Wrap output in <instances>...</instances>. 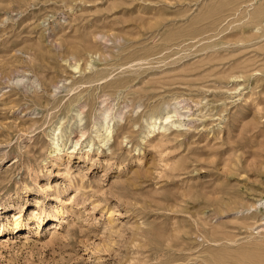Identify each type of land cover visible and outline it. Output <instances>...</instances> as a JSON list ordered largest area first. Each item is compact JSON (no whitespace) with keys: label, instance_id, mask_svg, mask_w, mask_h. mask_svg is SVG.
<instances>
[{"label":"rangeland","instance_id":"374dc122","mask_svg":"<svg viewBox=\"0 0 264 264\" xmlns=\"http://www.w3.org/2000/svg\"><path fill=\"white\" fill-rule=\"evenodd\" d=\"M0 228V264H264V0H0Z\"/></svg>","mask_w":264,"mask_h":264},{"label":"bare ground","instance_id":"6f19581e","mask_svg":"<svg viewBox=\"0 0 264 264\" xmlns=\"http://www.w3.org/2000/svg\"><path fill=\"white\" fill-rule=\"evenodd\" d=\"M178 108H174V113H175V116H182L179 112H178V110H177ZM174 115V114H173ZM102 117H103V126H104V129L105 130H108L109 129V126H108V123L111 121V119H109V115H108V113H103V115H102ZM171 116H169V115H167L166 117H165V120H168L169 118H170ZM157 120V119H156ZM156 120H153V122L152 123H155V121ZM152 127H154V125H152ZM95 129H97V128H95ZM4 233V228H0V235H2Z\"/></svg>","mask_w":264,"mask_h":264}]
</instances>
